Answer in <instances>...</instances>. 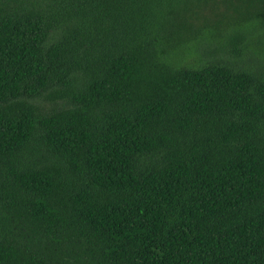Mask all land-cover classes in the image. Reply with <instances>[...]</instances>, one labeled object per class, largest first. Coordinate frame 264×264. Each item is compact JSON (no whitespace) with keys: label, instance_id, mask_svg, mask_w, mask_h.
Instances as JSON below:
<instances>
[{"label":"trees","instance_id":"16d2710c","mask_svg":"<svg viewBox=\"0 0 264 264\" xmlns=\"http://www.w3.org/2000/svg\"><path fill=\"white\" fill-rule=\"evenodd\" d=\"M0 264H264V0H0Z\"/></svg>","mask_w":264,"mask_h":264}]
</instances>
